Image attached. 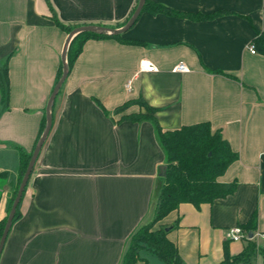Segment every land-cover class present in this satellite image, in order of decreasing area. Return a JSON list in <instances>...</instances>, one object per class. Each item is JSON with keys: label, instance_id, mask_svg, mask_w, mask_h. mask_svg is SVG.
I'll return each mask as SVG.
<instances>
[{"label": "crops", "instance_id": "0c3cea01", "mask_svg": "<svg viewBox=\"0 0 264 264\" xmlns=\"http://www.w3.org/2000/svg\"><path fill=\"white\" fill-rule=\"evenodd\" d=\"M138 0H0V69L7 109L0 113V220L18 180V151L31 152L56 82L65 27L116 29ZM178 15L141 11L121 39L87 40L53 101L51 126L7 233L0 264H120L131 235L149 220L163 154L150 122L120 118L154 110L161 131L208 123L237 159L217 179L232 194L197 209L181 204L165 228L182 264H220L244 242L228 228L255 215L264 234V0H148ZM52 11V12H51ZM216 17L192 20L187 14ZM253 48L251 54L248 49ZM147 60L156 72L138 70ZM184 73H174L177 64ZM103 108L106 114L95 104ZM135 264H161L142 253ZM249 264H264L256 254Z\"/></svg>", "mask_w": 264, "mask_h": 264}, {"label": "trees", "instance_id": "16d2710c", "mask_svg": "<svg viewBox=\"0 0 264 264\" xmlns=\"http://www.w3.org/2000/svg\"><path fill=\"white\" fill-rule=\"evenodd\" d=\"M141 11H147L150 14L178 15L162 6L150 4L148 0H144ZM219 14L220 12H215L209 16L192 14H187L185 16L192 20H200L203 18L216 17ZM51 19L55 26L63 30L66 34L80 27L63 26L56 20L53 12L51 13ZM104 38H111L121 43H130L123 41L120 35L97 33L76 34L68 43L65 53L67 73L85 41ZM261 53L264 55V48H261ZM60 75L61 65L57 72L56 82L60 78ZM7 96V71L5 65H3L0 69V113L7 109ZM95 104L103 114H106L97 101H95ZM131 105L138 106L143 109L145 113L139 112L137 114L126 115L121 117L120 120L128 123H139L141 121L150 122L156 142L163 154V165L161 166L162 171L160 175L161 185L149 220L131 235L120 264H135L137 261L144 260L141 257L142 253L155 257L161 264H182L177 255L175 246L167 239V232L164 231L165 228H154L155 225L181 204H189L197 209L202 204H211L215 200L222 199L232 194L236 184L234 182L221 184L217 182V179L225 172L227 167L237 159V156L230 150L227 142L222 138L220 131L211 130L208 123L182 126L173 131H161L152 117L154 110L144 104L140 99L126 102L118 107L115 112H120ZM52 106L50 115L53 108ZM146 112H148V114ZM43 127L44 118L41 121L35 143ZM34 146L35 144L33 148ZM17 151L18 180L13 189L7 213L31 154V152L25 154L19 148H17ZM5 179L6 174L0 172V183L4 182ZM18 209L19 204L16 207L11 224L19 217ZM5 219L6 216L0 220V235ZM254 219L255 215H253L249 223L244 226V231L248 233L251 232ZM256 254H264V249L257 252L254 243L246 242L243 251L235 257H229L226 250H224L223 261L220 264H249L251 258Z\"/></svg>", "mask_w": 264, "mask_h": 264}, {"label": "water", "instance_id": "95a60500", "mask_svg": "<svg viewBox=\"0 0 264 264\" xmlns=\"http://www.w3.org/2000/svg\"><path fill=\"white\" fill-rule=\"evenodd\" d=\"M143 2H144V0H138L137 1V4H136L135 9L133 10L132 14L130 15V17L128 18L126 23L120 29H109V28L100 27V26H80V27H77V28L71 30L67 34V37H66L64 45H63L61 57H60L61 75H60V78L58 79V81L53 86V89H52V91L48 97V100H47V103L45 106L43 130H42L37 142L35 143V146H34L32 152L30 154L29 161H28L27 166L25 168V171H24V173L20 179L16 193L14 195V198L11 202L9 211L7 213L5 223H4V226L2 229V233L0 235V254L2 252L7 233L9 231L10 226H11V222L13 220L16 207L18 206V204L21 200V197H22L23 192L25 190L27 181L31 175L35 160H36L38 153L42 147V144L45 141V139L48 135V132L50 130V126H51L50 109H51V106L53 104L54 98H55L58 90L60 89L62 83L64 82V80L67 76L65 53H66L68 43L70 42L72 37H74L76 34H79V33H97V34H105V35H121V34L125 33L133 25L136 18L138 17V15L141 11ZM161 171H162V167L160 168V175H161ZM164 231L167 232L168 229H164Z\"/></svg>", "mask_w": 264, "mask_h": 264}, {"label": "built area", "instance_id": "2783aa9c", "mask_svg": "<svg viewBox=\"0 0 264 264\" xmlns=\"http://www.w3.org/2000/svg\"><path fill=\"white\" fill-rule=\"evenodd\" d=\"M248 51L253 54V48H249ZM138 70L143 73L151 74L156 72V68L147 60H141L138 63ZM186 71L183 64H177L172 72L174 73H184ZM224 239L231 243L239 242H252L255 245L257 252L264 249V234L261 233H248L239 227L228 228L224 233ZM257 245V246H256Z\"/></svg>", "mask_w": 264, "mask_h": 264}, {"label": "rangeland", "instance_id": "374dc122", "mask_svg": "<svg viewBox=\"0 0 264 264\" xmlns=\"http://www.w3.org/2000/svg\"><path fill=\"white\" fill-rule=\"evenodd\" d=\"M125 23H126V22H125ZM125 23H124V24H125ZM124 24H123V25H124ZM123 25H122V26H123ZM122 26L117 27L116 29H120ZM142 112L145 113V111H144L143 109H142ZM146 113L148 114V112H146ZM256 246H257V245H256Z\"/></svg>", "mask_w": 264, "mask_h": 264}]
</instances>
